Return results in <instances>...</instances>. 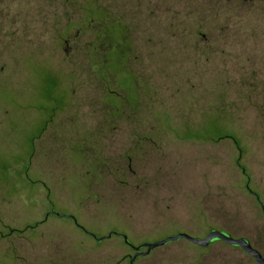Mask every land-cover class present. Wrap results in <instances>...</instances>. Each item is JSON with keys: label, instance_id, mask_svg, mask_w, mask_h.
I'll return each instance as SVG.
<instances>
[{"label": "rangeland", "instance_id": "obj_1", "mask_svg": "<svg viewBox=\"0 0 264 264\" xmlns=\"http://www.w3.org/2000/svg\"><path fill=\"white\" fill-rule=\"evenodd\" d=\"M246 175L264 203V0H0V264L264 256Z\"/></svg>", "mask_w": 264, "mask_h": 264}, {"label": "water", "instance_id": "obj_2", "mask_svg": "<svg viewBox=\"0 0 264 264\" xmlns=\"http://www.w3.org/2000/svg\"><path fill=\"white\" fill-rule=\"evenodd\" d=\"M239 157H240V153H239ZM239 157L237 158L236 162L239 161ZM241 168H242V172H244V168L243 167H241ZM245 187L247 188V190L250 193H252L255 196L256 201L260 205L262 213H264V203L261 201L258 193L250 188L248 175H246ZM116 234L122 236L124 241L126 243H128L129 245H131L132 248L134 249V253L129 256V264H132L133 260L138 255L146 254L150 250H152L153 248H155L159 245H163L169 241L177 240V239H181V238L187 239V240H189L193 243H196L198 245H201V246H206L210 242H212L213 240H221L227 244L239 246L242 250H244L246 253H248L257 264H264V256L256 247H254L251 244L250 240L247 237H245V236H237V237L233 236L224 229H218V228L212 227L207 231V233L203 237L193 236V235H190L186 232L180 231V232H177L175 234L168 235L164 238L157 239V240L151 241V242H143V243H140L138 245L132 244L128 240L126 235H124V234L121 235L119 233H116ZM143 247H145V249H143Z\"/></svg>", "mask_w": 264, "mask_h": 264}, {"label": "flooded vegetation", "instance_id": "obj_3", "mask_svg": "<svg viewBox=\"0 0 264 264\" xmlns=\"http://www.w3.org/2000/svg\"><path fill=\"white\" fill-rule=\"evenodd\" d=\"M108 36V35H107ZM125 39H123V43H124ZM111 43V42H110ZM122 43V42H120ZM119 42H114L115 46L112 48L114 50V55L115 56H120L121 58H123V56H125L126 53H128V49L125 48L124 44L121 46ZM109 45V44H108ZM111 45L108 46V48H110ZM119 57V58H120ZM114 93V92H113ZM252 244V243H251ZM131 246V245H130ZM234 246V245H232ZM132 247V246H131ZM239 247V246H236Z\"/></svg>", "mask_w": 264, "mask_h": 264}, {"label": "trees", "instance_id": "obj_4", "mask_svg": "<svg viewBox=\"0 0 264 264\" xmlns=\"http://www.w3.org/2000/svg\"><path fill=\"white\" fill-rule=\"evenodd\" d=\"M104 35H105L104 37L106 38V34L105 33H104Z\"/></svg>", "mask_w": 264, "mask_h": 264}]
</instances>
